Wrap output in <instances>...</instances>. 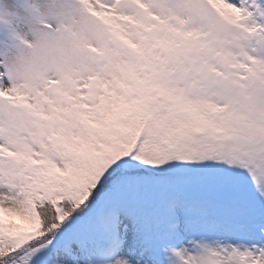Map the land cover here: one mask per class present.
<instances>
[{"label":"snow or ice","instance_id":"obj_1","mask_svg":"<svg viewBox=\"0 0 264 264\" xmlns=\"http://www.w3.org/2000/svg\"><path fill=\"white\" fill-rule=\"evenodd\" d=\"M0 264H264V0H0Z\"/></svg>","mask_w":264,"mask_h":264}]
</instances>
